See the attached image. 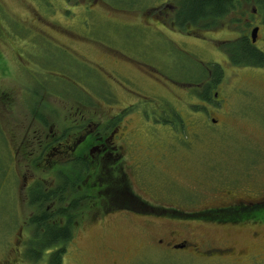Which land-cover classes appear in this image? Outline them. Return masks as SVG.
<instances>
[{
	"label": "rangeland",
	"instance_id": "374dc122",
	"mask_svg": "<svg viewBox=\"0 0 264 264\" xmlns=\"http://www.w3.org/2000/svg\"><path fill=\"white\" fill-rule=\"evenodd\" d=\"M152 1L175 3L0 0V168L8 167L0 187V264H45L23 256L24 222L34 211L26 188L73 181L74 163L65 153L80 135L109 128L119 115L121 165L112 158L105 164L111 185L165 212L116 209L119 203L109 199L80 202L62 264H264L262 219L169 216L172 208L186 214L264 199V67L234 66L221 48L240 34L250 38L257 27L255 47L264 52L263 14L253 0H240L220 26L182 32L173 12L160 21L150 15ZM213 64L222 68L210 92L216 97L200 101L191 90L201 92L203 83L188 80ZM33 81L46 85L39 94L53 113L42 123L30 113ZM62 127L74 129L62 140L66 147L43 151ZM58 165L68 166L64 177H55ZM98 176H86L79 194ZM184 240L192 245L187 250L168 248ZM213 248L231 253L213 257Z\"/></svg>",
	"mask_w": 264,
	"mask_h": 264
},
{
	"label": "trees",
	"instance_id": "16d2710c",
	"mask_svg": "<svg viewBox=\"0 0 264 264\" xmlns=\"http://www.w3.org/2000/svg\"><path fill=\"white\" fill-rule=\"evenodd\" d=\"M174 1V7L176 8L175 18L177 24L179 27H182V29L185 24L197 25L199 27L211 26L213 29V26H220L222 20L226 16H229L241 6L240 0ZM253 1L258 6L261 14H263L264 20V0ZM153 3L154 2L152 1V4L149 7L153 6ZM221 48L227 55L230 63L234 66H264V52L255 47L251 42V39L244 34H240L235 40L226 41L222 44ZM63 73H65V71H63ZM221 75L222 68L217 64H213L212 68H203L201 75H196L193 79L188 80L190 84L195 82L198 84L203 83L201 92H197L196 88H193L191 90L192 93L200 101H211L214 96L210 92L220 80ZM198 81H200V83ZM32 83L33 86L29 87L28 93V103L31 108L30 113L37 122L42 123V121H46L47 117L52 115V113L47 111V106L42 101L39 94L43 86L37 84L34 85L35 81ZM92 104H94V102H92L91 105ZM42 105H45L46 107ZM195 107L198 108L197 105H195ZM118 120H120V116L109 121V128L114 127ZM174 122L179 125V129L182 127L179 121L176 122L175 120ZM106 127L107 126L102 128L104 129ZM62 130L64 132L63 135H65L70 130L72 131V128L64 127L63 129L62 127ZM92 138H95V136H92ZM42 149L43 151L45 150V148ZM12 157L13 155L8 157L9 162ZM80 160L81 161L67 160L74 163L73 167L75 168V173L73 172V181H56L54 185L50 184L48 186H45L42 182L35 181L27 186V202L34 210L27 218V221L24 222L26 228L29 230V235L24 242L23 248V256L27 261L32 263L45 262V264H62L63 257L67 253V247L71 244L74 238V227L75 222L77 221L75 215L77 214L78 207H80V202L109 199L116 203L113 196L116 195L118 188L112 187L111 179L109 178L110 170L107 166H104V171L106 172L104 178H98V180L102 182L96 180L93 185H85L84 190L86 194H79L77 187L85 181L86 176L92 179L95 178L100 168L96 166L93 167L97 171L95 172L89 169L90 167L86 164V159L81 158ZM58 167L59 165L55 170H57ZM67 167H65V169H61L60 167L57 171H54L55 177H64V171H66ZM7 169L8 167L6 166H4L3 169L0 168V187L3 185L2 182L4 183ZM99 174L100 173H98V175ZM109 184L111 186L110 189L108 188ZM90 190L96 191L97 194H94V196L89 194ZM122 191L125 197L132 200L137 199L135 201L140 200L132 192L129 193L123 189ZM117 208L124 210L127 209L126 206L123 208L118 206L116 209ZM108 209L111 208L108 206ZM169 211L170 217L179 219L201 218L202 220L204 219L218 223H238L251 220L255 222L262 219L264 222V199L253 201L237 199L230 205L208 208L204 212H196L186 216L184 212L182 213L175 208H172Z\"/></svg>",
	"mask_w": 264,
	"mask_h": 264
},
{
	"label": "flooded vegetation",
	"instance_id": "af4514ba",
	"mask_svg": "<svg viewBox=\"0 0 264 264\" xmlns=\"http://www.w3.org/2000/svg\"><path fill=\"white\" fill-rule=\"evenodd\" d=\"M161 4H163V3L158 2V3L154 4L153 6H151L150 10L153 9V11H155V13L150 14V15H152V17L155 20L160 21L159 19L164 20V17L159 16L160 14H162V13L167 14L169 11L173 12V13H169V14L172 15L173 23L174 24L176 23V26L179 27V25L177 24L176 18H175V15H176V8L174 7L175 3L169 1L168 3H166L163 6H161ZM168 8H171V10ZM159 9H161V11H159ZM162 9H164L166 11L164 12V11H162ZM191 26L196 27L197 25L194 26V25H190V24H185V26H183L184 27L183 29H181L182 27L181 28L179 27V28H180V30H182V32H184V31H186L187 27H191ZM201 31L203 32L205 30H201ZM250 39H251V34H250ZM253 44L255 45V42ZM118 65H120L122 68L124 66L120 62H118ZM244 67H259V66H244ZM260 67H264V66H260ZM58 74L62 75L63 73H58ZM125 79H127L129 82L131 80V78H125ZM176 82H178V81H176ZM42 86H46V85L43 84ZM123 89H125V88H123ZM215 95H216V93H215ZM104 97L105 96H100V98L103 101H105ZM76 101L82 105H90V103H88V102L78 101L77 99H76ZM91 102H93V101H91ZM52 115H53V113H52ZM119 116H120V120H121L122 115H119ZM115 117L117 118L118 116H115ZM120 120H118V122L116 123V125L113 128H104V129L102 128V129H100V127H99L100 130L93 131V132L87 131V133L80 135L79 138L74 143V146L71 148V150L67 151L65 154L69 155L68 157L71 160L81 161L80 160L81 158L86 159V161H87L86 164H88L89 165L88 167H90L89 169L93 170L95 172H97V171L93 167H95V166L100 167L97 174H96V177L98 176V173H100L99 176L103 175V173L105 172L104 166H105L106 162H108L110 160V158H112V161H114V163L121 165V161H122L121 154H122V148L123 147H122V145L120 147L116 146V142H118L119 140L124 138V137H119V133L116 131V127L118 126ZM97 128L98 127H96L95 129H97ZM72 130H74V129H72ZM57 133L58 134H56V135L54 134V136L51 137L50 139L45 140L43 142L44 147H42V148H45V149L47 148V149H50L51 151L60 153L57 149L61 148V146L66 147L64 145V143L62 142L65 135H63L64 134L63 130L57 129ZM92 136H95V138H92ZM72 149H73V152H72ZM63 152H65V151H63ZM57 162H59V161L56 160L55 163H57ZM110 173H111V171H110ZM53 182L55 183V181H53ZM50 184H52V183H50ZM119 191H121V192H119ZM113 199H115V201L119 203V206H121L122 208L126 206L127 207L126 210H129L132 212L153 213V214H159L158 212H160V213L165 212V210H162L159 207H156V206L152 207V206L146 204L144 199L143 200L140 199L138 201H135L134 199L132 200L128 197H125V195L123 194L121 186H119L116 195L113 196ZM156 208H158V209H156ZM122 210H124V209H122ZM204 211H202V212H204ZM189 214H192V213H186L185 216L189 215ZM162 243H163V240L157 241V244H159V245H161ZM168 245H169L168 248H173L176 250H182V249L187 250L190 246H192L190 243L186 242L185 240L182 242L174 243L172 245H171V243H169ZM194 250L196 251V249H194ZM224 252H226V253H224ZM208 253H210L208 255H211L213 257H215V256H220V257L225 256L226 257V255L231 253V250L225 249V251H223V249L219 250V249L213 248Z\"/></svg>",
	"mask_w": 264,
	"mask_h": 264
},
{
	"label": "water",
	"instance_id": "95a60500",
	"mask_svg": "<svg viewBox=\"0 0 264 264\" xmlns=\"http://www.w3.org/2000/svg\"><path fill=\"white\" fill-rule=\"evenodd\" d=\"M258 28L255 27L252 31H251V41L254 43L255 42V37H256V33H257ZM216 95H214L215 97Z\"/></svg>",
	"mask_w": 264,
	"mask_h": 264
}]
</instances>
